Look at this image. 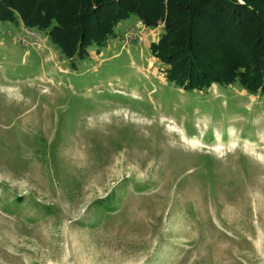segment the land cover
<instances>
[{"label": "rangeland", "instance_id": "rangeland-1", "mask_svg": "<svg viewBox=\"0 0 264 264\" xmlns=\"http://www.w3.org/2000/svg\"><path fill=\"white\" fill-rule=\"evenodd\" d=\"M163 25L69 58L0 21V264H264V94L179 88Z\"/></svg>", "mask_w": 264, "mask_h": 264}, {"label": "trees", "instance_id": "trees-1", "mask_svg": "<svg viewBox=\"0 0 264 264\" xmlns=\"http://www.w3.org/2000/svg\"><path fill=\"white\" fill-rule=\"evenodd\" d=\"M131 14L146 26L164 23L150 51L179 88L239 82L251 94H264V0H0V21L46 32L69 58L104 45ZM109 200L96 207L111 212Z\"/></svg>", "mask_w": 264, "mask_h": 264}]
</instances>
